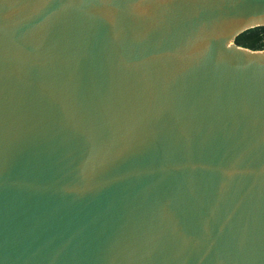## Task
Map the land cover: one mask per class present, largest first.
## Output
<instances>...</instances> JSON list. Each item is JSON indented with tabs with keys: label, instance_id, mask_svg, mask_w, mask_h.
<instances>
[{
	"label": "water",
	"instance_id": "1",
	"mask_svg": "<svg viewBox=\"0 0 264 264\" xmlns=\"http://www.w3.org/2000/svg\"><path fill=\"white\" fill-rule=\"evenodd\" d=\"M264 0H0V264H264Z\"/></svg>",
	"mask_w": 264,
	"mask_h": 264
},
{
	"label": "trees",
	"instance_id": "2",
	"mask_svg": "<svg viewBox=\"0 0 264 264\" xmlns=\"http://www.w3.org/2000/svg\"><path fill=\"white\" fill-rule=\"evenodd\" d=\"M235 42L243 47L258 50L264 46V27H256L238 35Z\"/></svg>",
	"mask_w": 264,
	"mask_h": 264
},
{
	"label": "built area",
	"instance_id": "3",
	"mask_svg": "<svg viewBox=\"0 0 264 264\" xmlns=\"http://www.w3.org/2000/svg\"><path fill=\"white\" fill-rule=\"evenodd\" d=\"M262 49H264V46H263V48Z\"/></svg>",
	"mask_w": 264,
	"mask_h": 264
}]
</instances>
